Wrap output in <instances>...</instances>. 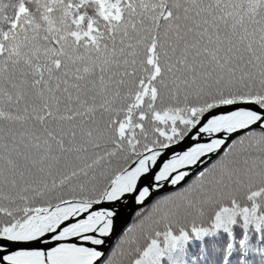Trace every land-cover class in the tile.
Listing matches in <instances>:
<instances>
[{"label": "snow or ice", "instance_id": "snow-or-ice-1", "mask_svg": "<svg viewBox=\"0 0 264 264\" xmlns=\"http://www.w3.org/2000/svg\"><path fill=\"white\" fill-rule=\"evenodd\" d=\"M237 217L264 225V0L0 4V264H154Z\"/></svg>", "mask_w": 264, "mask_h": 264}, {"label": "trees", "instance_id": "trees-1", "mask_svg": "<svg viewBox=\"0 0 264 264\" xmlns=\"http://www.w3.org/2000/svg\"><path fill=\"white\" fill-rule=\"evenodd\" d=\"M10 2L14 0H0V4ZM202 227L208 230L200 234L186 228L187 238L175 246L162 244L163 254L154 258V264H264V225L257 228L237 217L235 223L226 227L213 228L207 223ZM171 230L174 235H180L179 228Z\"/></svg>", "mask_w": 264, "mask_h": 264}, {"label": "water", "instance_id": "water-1", "mask_svg": "<svg viewBox=\"0 0 264 264\" xmlns=\"http://www.w3.org/2000/svg\"><path fill=\"white\" fill-rule=\"evenodd\" d=\"M169 191H171V189H170V188H166V189H164L161 193H159L158 195L166 194V193H168ZM152 202H153V201H149V203L146 204L145 207L148 206V205H150ZM133 218H134V217H133ZM131 221H132V220L129 221L128 225L131 223ZM128 225H126V227H127ZM121 234H122V232L120 233V235H121ZM118 237H119V236L115 237L114 239H112V240L109 242V244H108V250H110V249L112 248V246L114 245V243L116 242V240L118 239Z\"/></svg>", "mask_w": 264, "mask_h": 264}]
</instances>
